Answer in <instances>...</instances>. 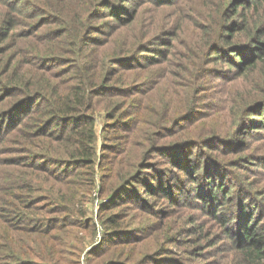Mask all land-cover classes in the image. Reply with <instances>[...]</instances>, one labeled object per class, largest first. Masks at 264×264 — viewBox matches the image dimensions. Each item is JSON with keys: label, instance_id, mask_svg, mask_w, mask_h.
Wrapping results in <instances>:
<instances>
[{"label": "trees", "instance_id": "trees-1", "mask_svg": "<svg viewBox=\"0 0 264 264\" xmlns=\"http://www.w3.org/2000/svg\"><path fill=\"white\" fill-rule=\"evenodd\" d=\"M161 5L170 6L171 19L167 27L154 21ZM198 6L205 7L202 12L205 20H194L198 31L189 40L192 44L188 47L189 53L183 54L187 58L194 56L195 67L178 65L189 76L185 83L187 89H182L183 93L179 87L172 89V94L179 96L178 101L165 100L162 93L155 94L150 108L143 111L141 102L146 100L155 82V88L161 89V81L157 79L143 88L139 84L143 81L134 79L135 73L128 81L131 72L144 67L140 57L150 61L158 55V64L165 60L171 65L173 49H177L175 40H181L179 27L174 22L193 17ZM146 8L153 11L150 23L144 21ZM26 20L27 28L19 30L17 26L24 25ZM124 32L127 37L119 40ZM29 36L35 41L26 42L25 46L17 45L18 52L24 50L23 57L16 58L13 52L5 54L17 44L18 38ZM40 40L49 44L46 46ZM180 42L183 47L187 44ZM210 63H222L224 68L214 73L208 67ZM177 76L182 77L180 71ZM209 76L218 78L215 84L220 93L217 91L219 95L206 98L219 100V106L223 105L220 98L231 101L228 110L219 106L208 109L212 101L207 100L202 103L204 109L199 110L203 92L208 88L199 83L209 82ZM170 83L178 84V81L171 78ZM227 91L230 97L225 96ZM121 96L135 97L137 101L134 114L124 123L121 120L127 113L122 111ZM99 110L110 120L100 153L105 162L97 159L94 121ZM195 112V117H188ZM252 113L257 118L252 119L254 124L247 131L260 132L264 129V0H0V135L7 130L5 136H0V150L8 148L10 145L3 146L6 142L10 144V140L17 144L13 150L15 155L0 158V163L33 166L46 175H54L60 183L54 190L45 188L42 197L55 201L59 211H69L76 195L85 186L93 188L97 176L103 183L112 177L109 187L104 188L103 184L99 191L107 196H118L128 185L151 195L163 194L170 201H175L176 197L184 201L194 192L198 206L219 224L226 221L223 205L238 200V212L245 217L240 229L241 240L233 246V264H264V207L258 209L261 218L253 216V207L247 205L254 201L247 193L248 188L244 187V192L238 189L234 194L235 186L227 183L226 188L223 185L227 174L236 177L232 172L224 173L221 180L212 184L216 187L210 186L218 175L210 173L211 167L206 162L210 155L204 146L215 144L213 146L219 148V144L224 143L219 134L227 132L217 128L216 131L208 130L210 134L205 137H200L199 133L186 140L177 139L181 130L188 132L187 128L196 123L204 125L202 119L214 115L226 117L225 121L229 118L228 130L232 129L233 134L234 128L249 122ZM183 120L186 123H182ZM203 140L207 142L201 144ZM236 141L226 149H238L243 139ZM155 153L182 171L172 173L171 179L181 175L189 178L191 185L185 191H180V185L171 186L178 191L174 193L164 179L167 175L155 173ZM237 159L242 160L241 156ZM35 161L40 163L34 164ZM47 163L56 165L58 171H53ZM201 173L203 183L210 186L203 192L199 191L201 187L197 186L196 178ZM23 178L19 174L12 185L20 191L15 194L20 205L10 208V202L4 199L7 206L3 210L4 215H20L27 220L32 218L33 201L23 190L30 192L32 188L28 179ZM129 198L136 202L139 196L130 195ZM207 198L215 201L209 205L212 213L207 209ZM142 203L147 204L146 201ZM101 208L107 209L104 205ZM52 210L56 211L55 207ZM78 214L84 218V209ZM87 218L84 223L94 233L95 225ZM41 219L48 222L46 218ZM103 223L112 227L120 225L113 215L106 216ZM12 227L23 233L39 231L45 234L50 228L48 225L42 229L28 227L20 221H15ZM198 227L200 225L195 224V229ZM119 244L126 246L128 240L112 243L113 246ZM41 249V264L67 261L60 255L63 251H54L47 239L42 242ZM121 249L115 247L109 256ZM15 259L23 261L21 257ZM113 262L120 261L113 259Z\"/></svg>", "mask_w": 264, "mask_h": 264}, {"label": "rangeland", "instance_id": "rangeland-1", "mask_svg": "<svg viewBox=\"0 0 264 264\" xmlns=\"http://www.w3.org/2000/svg\"><path fill=\"white\" fill-rule=\"evenodd\" d=\"M169 7L168 5H161L156 10V18L154 21L156 23L158 22V25L162 27H167L171 19L168 14ZM204 10L205 7L198 6L197 13L193 17H184L174 22L179 27L181 40H175L177 49L175 47L173 49V53L175 54L174 58H172L173 62L171 65L165 60L161 64H158L157 60L160 57L158 55L153 56L150 61L146 57L139 58L144 67L131 72V77L128 81L132 79L134 73L135 80L143 81L139 83L143 88H146L148 84L154 83L157 79L161 81V89L157 90L155 88V82L151 86L153 88L148 92L146 100L141 102L143 111L144 109L148 110L150 108L151 99L155 94L159 96L158 94L162 93L163 99H176L178 101L179 96L173 95L172 89L179 87L180 93H183L182 89H187L185 83L189 76L178 65L185 64V67H195L193 64L194 56L188 55L187 58L183 54L186 55L189 53L188 47H192L189 40L198 31L193 24L194 20H205V16L202 14ZM206 14L209 16V10ZM152 15L153 11L150 8H146L143 13L144 21L147 20L150 23ZM97 21H102V19H97ZM207 21H209V17ZM29 22L32 23V21ZM23 24H19L17 28L19 30L26 29L28 21L26 20ZM124 37H127V32L120 35L119 40ZM34 41L35 39L31 36L28 38L20 37L18 38L17 44L6 51L5 54L13 52L16 58H21L24 56V50L18 52L17 45L25 46L26 42L32 43ZM40 41L46 46L49 44V42ZM179 41L187 43L186 46L183 47ZM208 67L213 69L214 73L224 68L222 63H210ZM178 71H180L182 77L177 76ZM227 74L231 75L229 72ZM171 78L178 81V84L170 83ZM217 80L218 78L214 79L209 76V82L200 81L199 84H206L208 88L203 92L204 95L201 98L202 102L199 104V110L204 109L202 104L204 100L212 101L210 107L208 106V109L211 110L221 104L219 100L211 97L206 98L208 95H219L220 88L215 84ZM123 85L126 86L125 83ZM233 88L236 87L233 86ZM201 95L202 92L200 93ZM225 96H231L229 91L226 92ZM119 98L123 100L122 111L125 110V114L127 113V116L121 120L124 123L127 117L134 114L137 101H134L135 97L121 96ZM180 98L182 101L181 96ZM220 99L223 105L219 107L228 110L232 102L225 98ZM196 113L188 117H195ZM252 115L247 124L234 128L233 134L231 132L232 129L228 130L230 119L228 118L225 121L226 117L222 118L219 116L217 118L214 115L212 117L210 116L207 120L202 119V122L206 123L204 125L198 126V123H196L192 127L187 128L188 132L181 130L177 139L186 140L191 135L199 133H201L200 137H205L210 134L209 131L211 130L216 131L217 128L224 129L225 133H227L219 134V139L224 142L223 144H219V148L213 146L215 144L204 146L210 155L206 160L209 163V167H211L210 173L218 175V178L210 182V186L211 188L216 187L217 185L212 184L221 180L224 173L232 172L236 177L227 174L224 178L225 184L223 185L226 188L228 187L227 183L235 186L234 194H236L238 189L244 192V187L248 188L247 193L253 197L254 201L247 202V205L253 207V216L261 218L258 209L259 207H264V129L260 132L247 131L254 124L252 119L257 118L254 113ZM187 119L190 120L189 118ZM108 123H110V120L104 118L103 110L97 111L94 121L97 159L103 162L105 160L102 159L100 153L107 135ZM182 123H186V120H183ZM245 132L247 133L243 134ZM6 134L7 130L1 133L0 136H5ZM223 135H226L228 138H225ZM236 139H243V142L240 143L241 146L238 145V149H226L234 140L236 143ZM206 142V140H203L201 144ZM3 147L8 148H2L5 150H0V158L15 155L13 150L16 149L17 144L13 140H10V144L6 142ZM232 147H235V144ZM22 153L16 152V154ZM238 156H241V161L237 159ZM153 159H155V173L159 176L167 175L164 176V179L168 181L166 183L170 185L169 189L171 191L177 193V189H173V187H178V185H180V191H185L191 185L188 180L189 178L184 175H181L178 179H171L172 173H182V171L177 167L171 166L167 160H162L163 158L159 154H153ZM106 162L109 163V159ZM39 163V161L34 162V164ZM234 163L238 165L242 163V166H232ZM46 165L53 171H58L56 165L51 163H47ZM97 168L98 166H96ZM19 174L24 176L23 179H28L27 182L30 183L32 188L30 192L23 190V193L29 194L27 196L29 200L33 201L32 218L27 220L20 215H4L5 211L3 210L7 206L4 199L10 202V205H8L10 208H15L20 205L15 198V194L20 191L15 186H12L15 183L14 181L18 180L17 177ZM47 175L33 166L23 167L17 164L5 165L0 163V264H21L20 262H24V264H41L42 260L40 257H43L41 254V246L45 239L48 240V243H50L54 251H63L60 255L67 259V261H62L60 264H69L70 260L72 261L71 264H233V246L241 240L242 232L240 229L243 226L245 217V214L241 215L238 212V200H235L233 204L225 203L223 205V215L226 221L225 224H219L209 212H204L198 206V200L192 194L194 192H191L188 199L184 201L177 199V197L175 201H170L165 199L163 194L151 195L143 190L132 189L128 185L124 189L122 188L123 190L121 189V192H118V196L116 194L107 196L101 194L99 191L103 184L104 188L109 187V181L112 180V177L106 179L103 183L100 182L97 176L93 183V188L91 187L89 189L88 186H85L76 195V201L70 203L69 211H59L57 210V206H55V201L50 199L43 200L42 195L44 189L50 187L54 190L60 183L54 175ZM98 175L100 176L99 169ZM44 177H46V180H44ZM202 177H204L202 173L196 176L197 186L201 187L199 190L201 192L206 191L210 187L203 183ZM185 182L188 183L182 186ZM131 189L133 190L132 192ZM130 195L133 197L139 196V199L136 202L129 200ZM207 200V209L212 213L209 205H212L214 200H209L208 198ZM144 201H146V205L142 203ZM101 205H104L107 209H102ZM53 207H55L56 211L52 210ZM81 208L84 209V218L78 214ZM217 212L220 213V211ZM111 215L114 216L120 225L112 227L110 224L103 223L104 218ZM85 217H88L87 220L89 219L94 223V233L90 226L85 225ZM41 218H46L48 222H44ZM15 221H20L28 227L33 226L42 229L48 225L50 228L46 234L39 231L23 233L12 227ZM30 221L34 224L30 225ZM195 224H199L200 227L195 229ZM8 225L10 226L9 229ZM228 230L231 232H228ZM122 240H128V244L126 246L123 244L117 246L112 245L113 242ZM115 247L122 249L119 253L116 252L113 256H109V253ZM15 257H21L23 261H17ZM113 259H117L120 262H113Z\"/></svg>", "mask_w": 264, "mask_h": 264}]
</instances>
